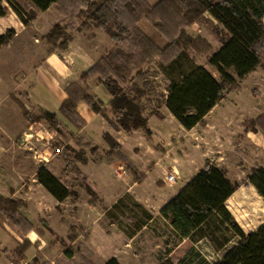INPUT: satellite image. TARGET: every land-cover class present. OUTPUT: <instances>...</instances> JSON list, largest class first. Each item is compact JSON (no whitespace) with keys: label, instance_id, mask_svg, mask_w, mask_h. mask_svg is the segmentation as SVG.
Segmentation results:
<instances>
[{"label":"crops","instance_id":"1","mask_svg":"<svg viewBox=\"0 0 264 264\" xmlns=\"http://www.w3.org/2000/svg\"><path fill=\"white\" fill-rule=\"evenodd\" d=\"M51 8L52 6L46 11H40L28 25L14 11L0 17V35L9 29L16 31L11 42L0 50V197L19 202L20 221V225H15L0 211V264H106L114 257L120 263L127 264V254L119 250L118 238L122 237L123 242L135 238L145 228L150 227L154 219L133 237H129L124 230L116 229L115 224L108 225L105 220L107 211L117 200L134 189V175L130 169L133 157L130 149L134 147L136 139L145 136L143 130L127 132L115 129L105 117L94 112L85 102L77 106L82 120L79 128L60 113L62 104L68 98L66 87L72 82L78 83L85 92L100 100L108 110L113 97L98 82L97 77L81 79L83 72L99 61L105 53L98 55L91 52L86 39L83 44L75 47L76 37H73L71 41L75 42H69L65 51L53 50L41 40L42 36L59 23L56 16L53 20H41V16ZM99 34L101 39L110 38L106 33ZM220 103L207 114L201 124L192 129L181 125L189 137L190 148L193 147L191 153L200 165L194 169L189 168L191 174L183 185L170 191L168 200L205 167L208 162L206 158L219 168L227 167L228 163L222 161L236 158L232 156V142L235 141V144L241 139L245 143L254 138L252 131L245 128L244 119L241 121V115L234 111L218 110ZM22 105L33 114L39 115L32 109H37L40 113L44 110L57 114L61 122L60 130L53 129L49 123L46 125L42 122L45 120L29 121L23 113ZM109 117L111 118L110 114ZM161 118L155 116L148 120L153 135H157V129L164 132L167 128ZM60 134L62 137H69L64 146L70 145L84 152L75 161L72 160L76 171L67 167V156H60V150L64 147L56 144ZM26 135L32 136L31 142L37 148L38 156L25 146ZM107 135L119 144V148H111L106 139ZM253 135L260 141L264 136L258 131ZM260 149L262 150V145ZM94 153L108 154L96 158ZM181 163V158L174 157L170 171L176 170L179 174L178 166ZM43 171L49 172L61 184H66L68 194L64 199L57 197L42 182L40 173ZM71 173L82 175L85 187L91 188L96 195L94 202L87 193L82 194L71 188L77 192L76 196L70 191L68 180ZM132 182L134 184L131 185ZM256 195L259 197L257 203L264 205V197L250 182V187H239L226 202L227 208L250 239L261 232L264 223L246 230L232 209L236 206L251 207ZM237 201L240 204H236ZM254 211L257 209L254 208ZM166 222L173 231L169 222ZM73 227L78 237L69 241L68 235ZM174 239L177 241L173 251L167 252L161 262L172 258L171 254L183 242L197 245L189 239H179L175 233ZM26 242L29 243L28 247H22ZM203 243L213 254H220L210 244ZM67 247L76 249L71 257L65 254Z\"/></svg>","mask_w":264,"mask_h":264},{"label":"trees","instance_id":"2","mask_svg":"<svg viewBox=\"0 0 264 264\" xmlns=\"http://www.w3.org/2000/svg\"><path fill=\"white\" fill-rule=\"evenodd\" d=\"M16 2L0 0V17L8 15L12 10L28 25L36 18L37 10L46 11L53 4L59 6L58 11L63 16H69L70 9L80 11L82 8L86 11L80 12L87 13L84 24L88 28L105 31L117 44L116 50L102 57L81 76L82 80L97 77L98 82L108 90L113 97L110 107L115 118L109 117L107 108L100 100L85 92L78 83L72 82L66 87L68 98L62 104L60 113L77 128L82 122L77 106L85 102L115 129L127 132L143 130L147 136L150 135L148 118L144 115L145 106L141 102L146 90L135 83L139 81L146 88H153V83L148 81L146 70L142 67L145 64L156 62L168 74L171 85L168 94L163 97V103L186 129L201 124L229 92L239 87L241 81L258 68L264 69V0H160L154 5L147 0H28L30 12ZM205 13L222 25L221 47L208 58L219 78L204 66L193 64L187 71H180L178 78H174L175 67H181L178 65L189 57L188 51L193 49V44L201 40L191 38L185 28L201 20ZM146 24L153 28L152 33L144 29ZM64 29L60 24H55L43 39L47 44L53 47L58 45L65 51L72 38L66 36ZM15 34L14 29H9L0 35V50L11 42ZM154 35L164 43L153 41L152 38H156ZM157 58L158 61H155ZM130 83L134 95H130L124 88ZM22 109L29 121L45 120L53 129L60 130L61 122L57 114L44 110L39 115L33 114L24 105ZM259 124L249 122L255 132ZM106 139L112 149L119 148V144L109 135ZM82 157L86 159L84 154ZM67 167L77 170L70 161ZM40 178L60 199L67 196L68 191L49 172L43 171ZM249 181L264 197V167L254 169ZM238 186L228 177L226 169L207 162L162 207V217L169 222L179 239H189L195 244L205 242L220 252L218 258L210 262L192 249L191 256L189 251L185 257L190 260L189 264H264L261 252L251 245L249 237L226 206ZM87 191L96 197L91 188L87 187ZM127 199L133 200L129 193L119 198L106 216L111 224H117L119 217L124 215L133 217L135 226L129 225L131 227L126 229L119 224L129 237H133L154 216L136 201L135 207L128 209ZM18 208L19 202L0 197L1 213L15 225H20ZM77 237L78 233L73 227L68 239L73 241ZM28 244L26 242L22 247L27 248ZM73 253L74 249L67 247L65 254L71 257ZM106 264L122 263L114 257ZM160 264L175 263L167 258Z\"/></svg>","mask_w":264,"mask_h":264},{"label":"rangeland","instance_id":"3","mask_svg":"<svg viewBox=\"0 0 264 264\" xmlns=\"http://www.w3.org/2000/svg\"><path fill=\"white\" fill-rule=\"evenodd\" d=\"M16 1V3L23 5L25 9L30 12L28 0ZM147 1L154 5L160 0ZM58 10L59 6L56 4L52 5L51 10L41 16V20L43 21V19L45 20L51 18V20H53L55 16L58 17V24L65 28L64 30L66 36L69 38L71 37L72 39L73 37H76V43L74 44L75 47L80 43L83 44L86 39L88 48L92 50L91 52L97 53L98 55H103L105 53L104 56H106L108 53L117 49V44L112 41L111 38L104 40L98 37V35H100L99 33L106 35L105 31L101 29L88 28V25L84 24L87 19V13L82 14L80 11L86 10L81 8L80 11L78 9L76 11H72V9H70L68 11L69 16L61 15ZM11 11L12 10H10V12ZM39 12L40 11L38 10L36 11L37 14ZM79 12L80 17H78ZM143 27L148 33H152L153 28H151V26L146 24ZM185 29L191 38L195 40L201 39L202 41L199 40L193 44V49L188 51L189 57L183 59L178 65L181 66L180 68L175 67L174 78H178L181 73L180 71H187L192 64L204 66L214 76L219 78L215 67L210 65L208 62V58L221 47L220 32L222 30V25L215 21L208 13H205L201 20L193 22ZM85 33L87 34L86 37L84 36ZM38 36L40 38V35ZM106 36L108 37V35ZM154 36L156 38H152L153 41L164 43L160 38H158V36ZM43 38L44 36H42L41 40H44ZM70 42L73 43L75 41ZM58 44H60V41ZM56 47L51 46V49L62 51L58 45ZM155 61H158V58ZM142 67L146 70V77L148 81L154 85L152 89H148L142 82L135 81V83L139 85L138 87L146 90V94H144L141 98V102L145 106V115L148 120L149 118H154L155 116L159 118L162 117L161 119H164L163 122L167 128L164 132L161 129H157V135H153V132L151 131V134L147 136V134L143 131V135L145 137H139L136 139L134 141V147L130 149L133 157L130 162V169L131 173L134 175L133 181L135 184L133 182L131 183V185L134 184V189L129 194L132 196L133 200L127 199V208L132 209V207H135L134 201H136L153 213L154 220L150 224V227L145 228L139 234L137 233L138 236L135 238L126 239L125 242H123L122 237H119L118 247L122 253L127 254V264H160L164 255L170 250L173 251L175 242L177 241L174 239L173 231L168 226L166 220L162 217L160 209L168 200L170 191L185 183L186 178L189 174H191V170H189V168L191 169L192 167V169H194L196 166H199L200 163L197 162L196 157H194L195 155L191 153L193 147L190 148L189 146V137L186 136V132H184L185 130L182 129L181 124L172 114H170L171 112L163 103V97L168 94L169 87L171 85V80L169 79L168 74L156 62L145 64ZM124 88L130 95H134L131 83L125 85ZM222 101L223 102L220 103L218 110L234 111L236 114H240L241 121L244 119L243 124H245V128L248 131H252L251 135L256 138V140L254 138L249 139L251 141L245 143L241 139L236 141L235 144H233V142H235L233 141L232 150L234 151V154L232 156H236V158L231 157L230 159L222 161L223 163H228H226L227 167L223 168L227 170L228 176L231 180L239 185L238 188H247L250 187L249 176L253 173V170L264 167V136L262 137V141L258 140L257 136L253 135L255 131H253V128L249 125V122L251 121H255L257 124H259V122H264V69L258 68L256 73L241 81L239 87L229 92L226 95V98ZM34 110L35 113L40 114L39 110L32 109V111ZM163 111L165 114H163ZM107 113L108 115L110 114L112 119L115 118L111 108L109 110L107 109ZM251 117L253 118L251 119ZM42 122L46 125L48 124L46 121ZM151 122H154V119H151ZM262 123L261 125L259 124L260 126L257 125L258 133L264 135V123ZM179 129H182L181 132H179ZM67 138L69 137H62V134H60V138L56 144H62L59 146H64ZM191 140L193 142L192 138ZM261 145L262 150H259ZM60 151V156H67V159L70 162L75 161V158L79 154L84 153L76 150L70 145L62 147ZM107 154L108 153H94L96 158ZM174 157L181 158L182 163L181 166H178L179 174L177 182L175 184L168 185L164 182V179L169 175L171 161L173 162ZM206 160L208 162L210 161L209 158H206ZM70 177L71 178L68 180V186L71 192H74L77 196V192L71 189L73 188L82 194L87 193L90 197H92L88 193L87 187H85L81 174L71 173ZM128 184L129 183H127V185ZM62 185L65 189L67 188L65 183H62ZM255 197L256 200L253 202V205L251 204L252 208L249 207L251 208L250 210L248 207L242 208L241 206H236L232 209L246 230L252 228L254 229L256 226L264 223V205L263 203L258 204L257 201L259 197L257 195ZM95 198L96 197H92L91 201L94 202ZM73 199L76 200V198ZM236 204H240L239 201H237ZM254 208L257 209L256 212L254 211ZM105 221L108 222V225H111L108 218ZM119 224L126 229L127 227H131L129 225L135 226L133 217L128 215H124L121 218L119 217V221L115 224V227L118 230L122 228ZM121 230H123V228ZM249 241L251 245L256 250H259L264 257V227L261 232L257 233L255 236H251ZM234 242L235 240L232 244ZM192 249H195L194 251L199 253L202 258L210 262H213L218 258L217 254H213V252L203 242L198 243L196 246H192L190 242H183L178 250L171 254L172 258L170 259L175 264H189L190 260L185 258V255ZM184 258L185 260H182ZM179 259H181V263H179ZM100 260L101 258L99 261Z\"/></svg>","mask_w":264,"mask_h":264},{"label":"built area","instance_id":"4","mask_svg":"<svg viewBox=\"0 0 264 264\" xmlns=\"http://www.w3.org/2000/svg\"><path fill=\"white\" fill-rule=\"evenodd\" d=\"M31 135H26L25 136V140H24V144L25 146H27L32 152H34L37 156L39 155L37 148L32 144L31 142ZM178 180V172L176 170H172L169 172V175L166 176L164 182L168 185H172L175 184Z\"/></svg>","mask_w":264,"mask_h":264}]
</instances>
